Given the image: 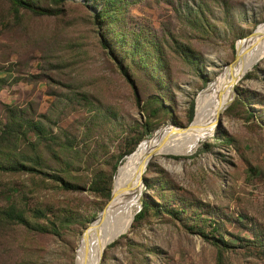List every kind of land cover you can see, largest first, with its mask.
<instances>
[{
    "label": "rangeland",
    "instance_id": "rangeland-1",
    "mask_svg": "<svg viewBox=\"0 0 264 264\" xmlns=\"http://www.w3.org/2000/svg\"><path fill=\"white\" fill-rule=\"evenodd\" d=\"M59 7L53 14L23 8L14 14L8 0H0V127L8 107L37 122L43 135L32 152L27 142H17L30 156L41 155L45 166L40 172L0 170V205L14 200L30 220L42 223L46 219L32 217L30 208L50 210L54 222L66 213L73 220L56 233L0 222V264H75L81 235L109 204V196L88 187L94 172L109 176L113 192L120 164L145 137L166 125L190 126L199 95L236 62L237 43L264 24V0H137L126 7L127 25L149 28L169 65L162 92L167 111L148 116L142 104L156 93L153 85L130 69L136 100L132 82L100 44L92 7L82 0H64ZM172 38L202 55L201 73L168 49ZM233 90L210 135L183 153L153 154L142 173L134 213L143 197L185 210L132 218L103 247L98 264H215V247L190 225L196 213L204 233L210 231L204 218L212 217L218 228L211 232L233 242L223 249L224 264H264V52ZM33 137L29 129L24 139Z\"/></svg>",
    "mask_w": 264,
    "mask_h": 264
},
{
    "label": "trees",
    "instance_id": "trees-1",
    "mask_svg": "<svg viewBox=\"0 0 264 264\" xmlns=\"http://www.w3.org/2000/svg\"><path fill=\"white\" fill-rule=\"evenodd\" d=\"M63 1L64 0H8L11 12L14 14H16L20 8L36 14L57 13L60 11L59 4ZM82 1L85 2L86 5L92 7L93 21L97 24L100 44L116 61L122 74L132 82L136 100H139V95L136 89V84H134L132 80V72H130V69L142 71L144 76L153 85L156 93L149 95L142 104L143 108L147 110V115L156 116L157 111L160 109L167 111L163 101L162 92L163 88L169 83L170 78L169 65L164 55V46L156 36L150 32L149 28L143 26L133 28L128 26L123 14L124 9L134 4L137 0ZM166 46L170 51L201 73L200 71L204 60L198 51L176 38H172L171 42L167 43ZM13 109L8 107L7 111L9 117H7V121L0 127V170L40 172L41 169H39V167H45L42 162V156L36 153L30 156L27 150L23 151L18 147L19 142L17 141L23 140L24 142H27V146H29L32 152V149H34L35 145L41 140L43 132L40 126L37 125V122H34V120L29 117L22 116L18 112V109H16L17 111H14ZM193 109L194 101L191 99L188 106V119H191ZM145 124L144 131H149L151 125L149 126L148 122ZM29 129L35 133V137L25 141L24 138ZM220 137L222 139H227L222 134ZM8 144H11L12 147H9ZM4 147L7 149L9 148L10 150L7 152V150H3ZM132 149L133 146L125 149L122 154L130 153ZM26 161L30 163H27ZM116 164H114V168L116 167ZM147 166L148 163L146 164V167ZM158 171L163 172L161 168H158ZM42 173L53 180L59 181L62 186L70 187L69 184L57 173L43 170ZM88 187L97 194L100 193L109 196L111 190L110 178L109 176L105 177L102 171H96L90 179ZM195 203L199 208L200 202ZM185 208V205H169L168 202L163 199L155 201L151 198L147 199L143 197L141 198L139 209L133 214L132 218L136 221L146 212L155 213L161 210L170 215H176L183 212ZM48 211L50 210L46 208L32 207L30 208V215L34 218L43 217L46 219L47 223L30 220L25 213V209L20 206V204L14 200H8L5 204L0 205V222H14L31 229L56 233L58 228L67 225L73 220L72 215L66 213L58 216L57 222H54V220L47 217ZM198 217H200L199 213L194 214V217L192 218L194 222L190 225L197 227L201 235L209 239V242L215 247V264H224L222 255L223 249L232 246L233 242L227 238H222L221 234L214 235L211 232L218 228L217 220L212 217L204 218V220H208L207 225L210 227V231L204 233L200 229V226L195 222L196 220H199Z\"/></svg>",
    "mask_w": 264,
    "mask_h": 264
},
{
    "label": "bare ground",
    "instance_id": "bare-ground-1",
    "mask_svg": "<svg viewBox=\"0 0 264 264\" xmlns=\"http://www.w3.org/2000/svg\"><path fill=\"white\" fill-rule=\"evenodd\" d=\"M241 40L236 45V62L199 95L190 126L179 129L166 125L145 137L143 140L146 141L142 140L144 144L136 147L137 150L133 152L135 148L133 153L125 158L115 176L114 191L109 204L105 205L81 235L83 237L77 248L75 264H98L103 247L129 228L133 206L138 201L142 188L141 176L150 155L183 153L197 145V139H202L214 131L221 112L233 95V85L243 76L252 59L264 52V24L256 34ZM174 128H178V131ZM181 132H184V135H180ZM130 187L134 189L133 194L129 191Z\"/></svg>",
    "mask_w": 264,
    "mask_h": 264
},
{
    "label": "water",
    "instance_id": "water-1",
    "mask_svg": "<svg viewBox=\"0 0 264 264\" xmlns=\"http://www.w3.org/2000/svg\"><path fill=\"white\" fill-rule=\"evenodd\" d=\"M231 98H232V97H231ZM230 100H231V99H230ZM219 122H220V120L217 122L216 126L219 125ZM138 143H139V142H138ZM138 143H137V144H138ZM151 156H152V155H150V157H151ZM150 157H149V158H150ZM149 158H147V160H146V164H147ZM146 164H145V167H146ZM141 186H143L142 176H141ZM129 191H130L131 194L134 193V189H133L132 187H130V190H129ZM139 195H140V191H139ZM110 196H112V192H111V190H110L109 197H110ZM137 202H138V201H137ZM103 207H104V206H103ZM103 207L98 211L97 216L99 215V213L101 212V210L103 209ZM133 213H134V212H133ZM132 217H133V215H132ZM82 232H83V231H82Z\"/></svg>",
    "mask_w": 264,
    "mask_h": 264
}]
</instances>
